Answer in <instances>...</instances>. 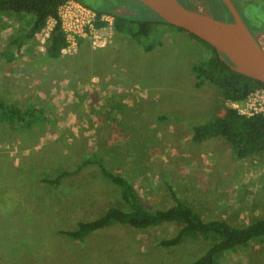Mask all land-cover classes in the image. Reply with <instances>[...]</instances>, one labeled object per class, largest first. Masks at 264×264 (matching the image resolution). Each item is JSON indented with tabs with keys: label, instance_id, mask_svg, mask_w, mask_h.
<instances>
[{
	"label": "rangeland",
	"instance_id": "1",
	"mask_svg": "<svg viewBox=\"0 0 264 264\" xmlns=\"http://www.w3.org/2000/svg\"><path fill=\"white\" fill-rule=\"evenodd\" d=\"M9 20L0 21V52L26 30L23 21ZM51 26L45 22L32 42L11 49L12 60L0 56V98L40 108L43 122L14 129L0 124V264H187L204 252L208 243L201 239L156 247L174 235L173 224L146 230L113 225L82 241L63 235L101 210L109 183L93 167L56 185L40 180L74 170L91 152L131 182L147 207L170 203L167 184L203 219L241 226L264 217V153L237 160L222 138L190 140L191 126L223 104L207 81L194 87L190 66L209 50L161 25L142 39L159 45L144 52L106 23L50 60L40 41ZM62 180L75 183L76 192L69 182L57 187ZM101 192L100 200L89 195L84 201L87 193L97 198ZM71 195L73 201L62 198ZM220 264H264V243L227 252Z\"/></svg>",
	"mask_w": 264,
	"mask_h": 264
},
{
	"label": "trees",
	"instance_id": "2",
	"mask_svg": "<svg viewBox=\"0 0 264 264\" xmlns=\"http://www.w3.org/2000/svg\"><path fill=\"white\" fill-rule=\"evenodd\" d=\"M64 1L0 0V21L3 18L10 19V23L21 20L23 23L20 25L25 26L26 29L24 33L13 35L8 39L0 52V56L8 61L12 60L11 49L17 50L25 43L32 42L45 22L52 19L54 24L48 36L44 39L43 55L50 60L59 58L60 50L66 46V41L60 28L56 10ZM72 1L94 13V28L104 26L106 22L100 18L108 16L111 18L110 27L113 32L128 36L144 52H148L159 45L158 41L144 43L142 39L149 38L157 28L161 30V25L177 32H183L198 41L209 50V55L190 66V71L195 79L194 87L198 88L207 81L218 91L223 104L216 109L212 116L201 121L203 123L191 126V142L199 144L212 138H222L229 145L232 155L237 160L255 157L264 153V115L252 114L245 116L238 114L235 109L230 107L231 103L243 101L249 92L262 88L264 85L231 71L227 65L228 62L219 60L215 51L207 44L179 28L166 24L136 0L135 2L138 5L154 16H149L143 9L139 11L130 5L128 7L133 13L115 14L113 9L121 4L122 0ZM214 18L218 19V17ZM21 26L18 24V27ZM80 41L81 39L77 38V43ZM39 110L41 109L32 105H26L22 109L0 98V124L11 129H14V126H23L22 128H24L41 124L43 122L37 114ZM97 116L99 117V115ZM101 119L106 120V118ZM109 125L111 126V124L107 126L109 127ZM85 167H93V169H96L97 175L109 183L108 186H105L108 194L107 201L102 204L101 210L91 212L90 219L78 221L74 228L62 232L70 240L82 241L92 232L113 225H121L135 230H146L162 224H173L177 227L174 235L167 239H160L155 243L156 247L171 248L185 239H201L208 243V247L204 252L187 264H220V259L227 252L245 248L250 243H253V245L264 243V217L241 226L232 225L225 219H203L187 202L179 198L172 187L167 184L165 189L170 197V203L162 208L145 206L133 184L107 168L98 153L91 152L82 157L72 171L62 169L55 174L53 179L42 178L40 181L48 185H56L65 177L77 176ZM66 183L71 187V191L76 192L78 186L68 180H62L57 187H66ZM89 195L91 201L94 198L100 200L103 193H99L97 198L95 193L92 196L87 193L84 201L89 202ZM62 198L73 201L72 195L62 196Z\"/></svg>",
	"mask_w": 264,
	"mask_h": 264
},
{
	"label": "water",
	"instance_id": "3",
	"mask_svg": "<svg viewBox=\"0 0 264 264\" xmlns=\"http://www.w3.org/2000/svg\"><path fill=\"white\" fill-rule=\"evenodd\" d=\"M166 24L207 44L231 71L264 85V51L250 35L229 0H220L232 21L212 17L206 10L189 9L178 0H136ZM225 58V59H224Z\"/></svg>",
	"mask_w": 264,
	"mask_h": 264
},
{
	"label": "built area",
	"instance_id": "4",
	"mask_svg": "<svg viewBox=\"0 0 264 264\" xmlns=\"http://www.w3.org/2000/svg\"><path fill=\"white\" fill-rule=\"evenodd\" d=\"M56 15L59 19L60 28L64 33L66 41V46L60 50L61 53L64 52L63 49H65L75 37H84L87 31L90 32L94 28V13L72 0H65L62 2L57 7ZM100 19L110 26V17L102 16ZM48 21H52L53 26L54 21L48 19L46 22ZM51 28L41 38L40 46L43 45L44 39L48 36ZM230 107L235 109L238 114L245 116H250L252 114L264 115V87L252 90L243 101L231 103Z\"/></svg>",
	"mask_w": 264,
	"mask_h": 264
},
{
	"label": "flooded vegetation",
	"instance_id": "5",
	"mask_svg": "<svg viewBox=\"0 0 264 264\" xmlns=\"http://www.w3.org/2000/svg\"><path fill=\"white\" fill-rule=\"evenodd\" d=\"M88 1V0H83ZM183 6L193 9L196 2L199 3L210 15L219 17V20L231 22L232 18L226 7L220 0H178ZM236 14L255 39L259 47L264 51V0H229ZM131 0H122L113 12L118 15L131 14L133 11L129 9ZM218 5L219 10L215 11ZM212 16V17H213Z\"/></svg>",
	"mask_w": 264,
	"mask_h": 264
}]
</instances>
